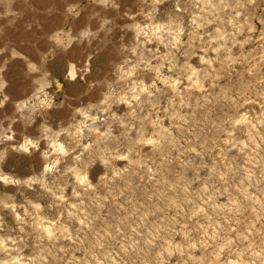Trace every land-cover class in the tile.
<instances>
[{
  "label": "rangeland",
  "instance_id": "obj_1",
  "mask_svg": "<svg viewBox=\"0 0 264 264\" xmlns=\"http://www.w3.org/2000/svg\"><path fill=\"white\" fill-rule=\"evenodd\" d=\"M0 264H264V0H0Z\"/></svg>",
  "mask_w": 264,
  "mask_h": 264
},
{
  "label": "bare ground",
  "instance_id": "obj_2",
  "mask_svg": "<svg viewBox=\"0 0 264 264\" xmlns=\"http://www.w3.org/2000/svg\"><path fill=\"white\" fill-rule=\"evenodd\" d=\"M72 64H73V63H72ZM71 72H72L73 74H75V70H74L73 66L71 67Z\"/></svg>",
  "mask_w": 264,
  "mask_h": 264
}]
</instances>
